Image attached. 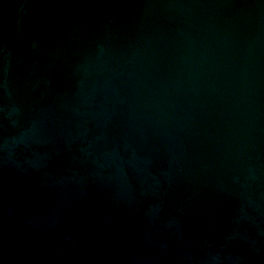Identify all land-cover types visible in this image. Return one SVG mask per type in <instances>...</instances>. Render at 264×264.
Here are the masks:
<instances>
[{
	"label": "water",
	"instance_id": "water-1",
	"mask_svg": "<svg viewBox=\"0 0 264 264\" xmlns=\"http://www.w3.org/2000/svg\"><path fill=\"white\" fill-rule=\"evenodd\" d=\"M0 264H264V0H0Z\"/></svg>",
	"mask_w": 264,
	"mask_h": 264
}]
</instances>
